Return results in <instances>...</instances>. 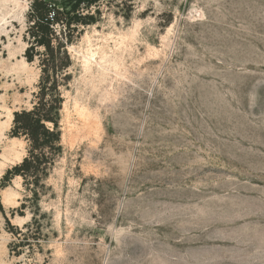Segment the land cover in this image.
<instances>
[{"label":"rangeland","instance_id":"374dc122","mask_svg":"<svg viewBox=\"0 0 264 264\" xmlns=\"http://www.w3.org/2000/svg\"><path fill=\"white\" fill-rule=\"evenodd\" d=\"M50 1L61 9L68 0ZM191 2L164 0L161 27L174 7L184 13ZM195 2L205 21L175 16L174 36L149 37L151 57L130 53L124 66L93 68L85 77L97 91L89 95L86 88L81 107L101 108L103 119L99 127L93 118L81 120L70 105L60 143L69 163L79 164L78 175L101 177L94 188L97 227L77 231L80 242L66 229L65 252L74 259L49 253L48 264H264V0ZM79 8L59 21L69 43L73 23L99 17V10L81 17ZM130 11L125 4L120 14L127 20ZM39 181L33 185L41 187ZM38 198L34 192V206ZM110 221L115 227L108 233ZM33 224L28 235L42 239L39 222ZM59 239L49 233L54 248ZM26 244L27 238L10 249L19 255Z\"/></svg>","mask_w":264,"mask_h":264},{"label":"clouds","instance_id":"9594fccd","mask_svg":"<svg viewBox=\"0 0 264 264\" xmlns=\"http://www.w3.org/2000/svg\"><path fill=\"white\" fill-rule=\"evenodd\" d=\"M183 2L184 0H179V3ZM34 3L35 0H0V181L10 170L21 166L26 159H32V140L25 133L13 135L12 131L16 127L14 113L33 112L41 91V61L47 54L45 46L36 45L29 34V29L36 23L35 19H29ZM125 4L131 8L127 20L120 14ZM98 10L96 22L72 24L71 27L76 31L71 43L66 35H62L67 32V26L63 22L49 25L54 34L50 37L52 47H57L58 40L62 42L63 52H66L71 61L55 77L58 81L57 94L61 99L58 114L64 117L58 121L61 126L71 116L70 105L76 109L81 120L93 118L100 126L103 119L101 108L91 112L82 108L80 102L86 88L91 89L89 95L97 91L91 81L85 80L93 72V68L101 72H107L108 66L120 68L130 59L129 54L136 52H145L144 59H148L155 51L149 37L157 31L161 40L165 36H174L175 16L184 15L190 23L207 19L206 12L195 0L189 3L184 13H181L180 7H174L173 12H169L172 20L165 27H161L162 14L165 13L164 0H96L87 7L81 3L77 14L81 17H96ZM142 13L146 15L141 16ZM54 16L55 12H49L48 19L52 20ZM30 47L37 53L31 62L25 56ZM116 53L120 55L113 59ZM66 76H70V79L65 83ZM45 99L49 100L51 97ZM99 103L102 105L104 102ZM45 122V127L50 132L56 129L52 122ZM56 143L61 151L52 157L46 168V176L41 175V187L33 185V176L22 174H12L8 182L0 187V264H48L53 258L49 253L56 260H72L74 257L66 255L62 233L66 229L70 230V238L80 242L81 236L76 235L77 231L82 234L85 230L97 227V201L100 193L94 188L98 186L101 177L82 172L78 175L79 164L69 163L63 144L59 140ZM44 150L46 156L52 155L47 147ZM36 154L39 155V151ZM128 156L130 159L125 166L130 168L135 156L131 152ZM79 159L77 157V161ZM34 192L39 197L35 206L32 202ZM34 220L40 224L42 239L34 240L28 235L36 230ZM6 224L16 229L15 234L8 230ZM114 227L110 221L105 225L104 231L111 233ZM118 230L124 231L123 227ZM49 233L53 240L60 237L57 241L58 248L48 242ZM26 238L27 244L18 248L20 254L16 255L10 245L20 244ZM106 239L108 238L101 237L102 241ZM102 264H107V259Z\"/></svg>","mask_w":264,"mask_h":264},{"label":"trees","instance_id":"16d2710c","mask_svg":"<svg viewBox=\"0 0 264 264\" xmlns=\"http://www.w3.org/2000/svg\"><path fill=\"white\" fill-rule=\"evenodd\" d=\"M96 0H68L61 9L51 2L50 0H35L33 4V11L29 14L30 20L35 19L36 23L29 29V34L34 40L36 45H44L46 48V58L41 61L43 65L40 88L41 91L38 94L39 100L37 107L31 113H14V123L16 127L13 129L12 134L17 135L25 133L32 140V150L30 151L31 160L26 159L21 166H17L10 170L3 180L8 182L9 177L12 174L31 175L34 177L32 183L36 184L41 175H46V168L52 160V157L61 151V148L57 146V141H60L61 132L60 125L58 123L60 115L58 109L61 104V99L57 94L58 81L55 79L58 71H62L65 67L69 66L64 63L65 58H68L66 52H63V43L58 41L57 51L62 52L65 58L57 57L54 54L50 37L53 33L50 28V24L53 22L62 21L63 17H67L70 12L78 8L81 3L92 4ZM51 6V7H50ZM69 6V10L64 9ZM49 12H55V16L52 20L48 19ZM92 18V17H90ZM91 23L93 20L85 21V23ZM62 49V51H61ZM34 48L26 50L25 56L28 61H31L34 56ZM59 54V53H58ZM60 56V54H59ZM59 59V64L56 60ZM51 97L46 100L45 97ZM52 122L54 124V131H49L45 126L46 122ZM60 133H59V132ZM47 147L52 154L46 156L43 151ZM39 151V155H37Z\"/></svg>","mask_w":264,"mask_h":264}]
</instances>
